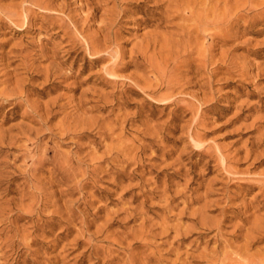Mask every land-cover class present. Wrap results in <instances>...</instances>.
<instances>
[{"label": "rangeland", "instance_id": "obj_1", "mask_svg": "<svg viewBox=\"0 0 264 264\" xmlns=\"http://www.w3.org/2000/svg\"><path fill=\"white\" fill-rule=\"evenodd\" d=\"M47 1L0 0V264H263L264 0L145 61L161 0Z\"/></svg>", "mask_w": 264, "mask_h": 264}, {"label": "bare ground", "instance_id": "obj_2", "mask_svg": "<svg viewBox=\"0 0 264 264\" xmlns=\"http://www.w3.org/2000/svg\"><path fill=\"white\" fill-rule=\"evenodd\" d=\"M32 2V4L36 5V6H39V7H45V8H48V4L49 2L47 0H30ZM222 1L224 2L225 4V8L226 9H231L229 8L231 6V0H216L215 2V5L213 4V0H161V2L164 3V6L165 7V18L162 19V23H159V19L156 21L154 20H150V19H144L142 24H145L147 26H154V31L153 32H150L149 34H147V37L145 36L144 38V41L142 42L140 48H139V51H138V56H137V59L138 61L142 60V61H145L147 58H152L153 56L149 55V53H151L154 45L156 43H159L158 42V39H159V36H160V32H161V29L165 28V29H175V34L178 35L179 37H183V40L184 41V45H183V52L184 50L187 51L188 53V56L189 58L190 55H192L191 53L193 52L194 48H193V43H194V36H198L200 32H205L211 28H218L220 27V24L221 22L223 21L224 17H222L221 13H219V11L221 10L220 7H221V3ZM235 6H238V0H235ZM254 0H246L244 2L248 3V2H253ZM155 2H159V1H155ZM262 2V1H261ZM26 4V3H25ZM212 4V5H211ZM252 4V3H251ZM240 5V4H239ZM244 5V4H243ZM247 5V4H246ZM244 5V6H246ZM138 7V6H137ZM146 7V6H145ZM232 7V6H231ZM11 8V7H10ZM141 8V7H140ZM245 8V7H244ZM7 9V8H6ZM5 9V10H6ZM24 9V8H23ZM146 9V8H145ZM159 9V8H158ZM4 10V11H5ZM12 10V9H11ZM30 9H27L25 11H27ZM17 11V10H16ZM95 13H97L99 10L98 8H95L94 9ZM117 11V10H116ZM153 11V10H152ZM222 11V10H221ZM262 13H264V8L262 10ZM139 12V11H138ZM224 12V11H222ZM27 13V12H26ZM121 13V12H120ZM159 13V12H158ZM9 14V15H7ZM151 14V13H150ZM161 14V13H160ZM6 15L8 16V18L12 21H19V22H22L23 24H25L27 22V20L30 19V15L29 13H27L25 15V17H23V14L22 15H19L18 13L16 12H13V11H7ZM86 16V15H85ZM88 16V15H87ZM154 17V15H152ZM257 16V15H256ZM92 19L95 17L94 14L91 15ZM90 17V18H91ZM116 20L118 19V16L116 15ZM239 17V16H238ZM87 18V17H86ZM160 18V17H159ZM236 19V18H235ZM87 20V19H86ZM2 21V20H1ZM85 22V21H84ZM117 23V22H116ZM105 26V25H104ZM109 25H106L105 28H102L103 30L108 28ZM100 28V29H101ZM85 29V27H84ZM216 31V30H215ZM83 33V32H82ZM103 33V32H102ZM148 33V32H147ZM170 34H174V33H170ZM96 35V34H95ZM95 35H90V37H85L87 43L89 44L90 46V49L92 50H97L100 46L99 45H96L95 43L96 42H99V38ZM216 35V33H215ZM218 37V36H217ZM180 39V38H179ZM144 43V44H143ZM180 43V42H179ZM195 44V43H194ZM157 45V44H156ZM156 48V47H155ZM193 49V50H192ZM151 51V52H150ZM132 54V53H131ZM154 54V53H153ZM184 54V53H183ZM185 55V54H184ZM205 59H207L205 57ZM137 62V61H136ZM150 64L152 63V61H150ZM148 62V64H149ZM168 62L167 64H169V61H166ZM161 64V63H160ZM159 64V65H160ZM165 64V65H167ZM141 66V65H140ZM157 65H155V69H156V72L159 73L161 68L163 65L161 64L160 65V69H159V72L157 71ZM168 67V65L166 66V68ZM164 68V66H163ZM164 69L163 72H160V74L162 76L165 75V79H167V72H168V68L167 69ZM10 75V74H9ZM158 80V79H157ZM162 82V81H161ZM173 79L172 77L170 76L168 79H167V82H162L163 84H167V88L169 89V86H172L173 88ZM17 82H15L16 84ZM172 83V84H171ZM159 84V82H158ZM17 85V84H16ZM162 85V84H161ZM159 85V86H161ZM139 86V85H138ZM158 86V85H157ZM19 87V86H18ZM16 87V88H18ZM164 87V86H163ZM15 88V89H16ZM145 88V87H144ZM147 90L148 87H146ZM171 88V89H172ZM159 89V88H158ZM157 89V90H158ZM161 89V87H160ZM163 89V88H162ZM171 89H169L168 91H170ZM17 90V89H16ZM152 90V89H151ZM167 90V89H166ZM173 90V89H172ZM154 91V90H153ZM14 90L11 92V93H7V90L5 91H2L1 94L4 95V96H7V97H14L16 93H13ZM17 92V91H16ZM157 94H160V93H157ZM155 94V95H157ZM164 97V96H163ZM168 98L170 99V97L168 96H165L163 100H168ZM10 99V98H9ZM70 127V126H69ZM72 127V126H71ZM67 128V127H66ZM72 128H75V127H72ZM71 128V129H72ZM68 129V128H67ZM71 129H68L67 131H71ZM73 130V129H72ZM75 130V129H74ZM65 131V129H64ZM66 131V132H67ZM77 132V131H76ZM74 133V132H73ZM66 134V133H65ZM64 134V135H65ZM71 134V133H70ZM69 134V135H70ZM68 135V136H69ZM51 156V155H50ZM56 157V156H55ZM54 159V158H52ZM63 159V158H62ZM260 224V223H259ZM253 229V228H252ZM260 235H263L262 231H260ZM250 237V236H249ZM264 237V236H263ZM246 238V237H245ZM263 239V238H262ZM258 241V240H257ZM139 243V242H138ZM246 248H247V245H245ZM248 249V248H247ZM240 250V249H239ZM242 252V250H241ZM249 252V251H248ZM225 253V252H224ZM232 253V252H230ZM219 254V253H218ZM215 255V254H214ZM240 255V254H239ZM230 255H222L223 258H217L215 256V258L211 259L210 260V263L211 264H220L221 262L223 263V261L226 260V258L228 259ZM236 256V255H235ZM243 257V256H242ZM246 258L248 256H245ZM244 257V258H245ZM238 259H240L239 257H237ZM264 258V257H263ZM237 259V260H238ZM262 259V258H261ZM144 260V259H143ZM114 261V260H113ZM108 262V261H107ZM142 262V261H141ZM237 262V261H236ZM240 262H242L240 260ZM245 262V261H244ZM106 263V262H105ZM129 263V262H128ZM136 263V262H135ZM140 263V262H138ZM209 263V262H208ZM221 263V264H222ZM262 262H260L261 264ZM131 264V262H130ZM150 264V263H148ZM228 264V262H227ZM244 264H256V261H252V262H245ZM264 264V263H263Z\"/></svg>", "mask_w": 264, "mask_h": 264}]
</instances>
